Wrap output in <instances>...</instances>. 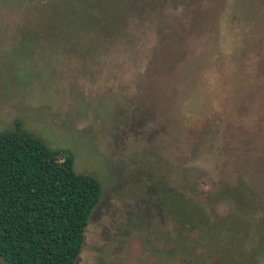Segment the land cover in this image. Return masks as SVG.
<instances>
[{
    "label": "rangeland",
    "instance_id": "1",
    "mask_svg": "<svg viewBox=\"0 0 264 264\" xmlns=\"http://www.w3.org/2000/svg\"><path fill=\"white\" fill-rule=\"evenodd\" d=\"M56 1L0 0V133L100 183L75 264H264V0Z\"/></svg>",
    "mask_w": 264,
    "mask_h": 264
},
{
    "label": "trees",
    "instance_id": "2",
    "mask_svg": "<svg viewBox=\"0 0 264 264\" xmlns=\"http://www.w3.org/2000/svg\"><path fill=\"white\" fill-rule=\"evenodd\" d=\"M64 1L69 0H57L53 5L58 9H47L42 25L59 41L68 39L54 26ZM24 39L37 38L27 29ZM101 192L97 179L75 172L69 151L51 149L19 127L0 133L2 262L75 264ZM195 226L186 224L191 232Z\"/></svg>",
    "mask_w": 264,
    "mask_h": 264
}]
</instances>
